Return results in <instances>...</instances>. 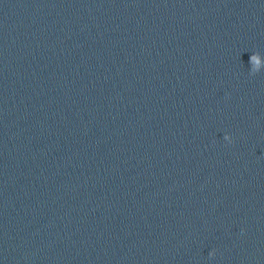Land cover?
<instances>
[{
	"label": "water",
	"instance_id": "obj_1",
	"mask_svg": "<svg viewBox=\"0 0 264 264\" xmlns=\"http://www.w3.org/2000/svg\"><path fill=\"white\" fill-rule=\"evenodd\" d=\"M0 264H264V0H0Z\"/></svg>",
	"mask_w": 264,
	"mask_h": 264
}]
</instances>
